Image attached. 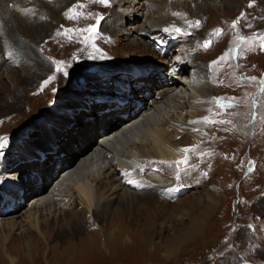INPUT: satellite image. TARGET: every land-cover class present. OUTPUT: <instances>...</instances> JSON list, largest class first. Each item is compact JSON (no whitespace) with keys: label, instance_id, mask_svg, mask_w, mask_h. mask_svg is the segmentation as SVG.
Instances as JSON below:
<instances>
[{"label":"bare ground","instance_id":"1","mask_svg":"<svg viewBox=\"0 0 264 264\" xmlns=\"http://www.w3.org/2000/svg\"><path fill=\"white\" fill-rule=\"evenodd\" d=\"M230 1L240 2L235 5L236 15L243 13L241 19L246 21H250V16H247L249 5L260 16L261 12L258 11V8H264V0H220L219 5L213 4L211 0H118L115 10H108L105 14V21L100 22L102 19L99 20L98 31H101L99 28H104L107 31L104 33H108L111 40V44L107 48L100 45L96 46L101 52L107 51L111 57L118 59L119 63L127 65L130 62L137 65V63L152 61L153 57L161 56L162 60L159 59V62L162 67L155 73L146 74L143 73L144 71H139V67L134 66L126 69L125 66L118 64L114 68L110 66L109 69L102 70V73L95 77L94 83L113 87V90L108 92L112 96L111 99L127 100V102L119 105L114 100H97L99 103L92 106H87L85 103L84 109L89 111L82 110L80 113L83 115H78L80 118L77 120L73 116L70 118L71 120L69 119V123L74 122L75 128L79 127L75 133L76 137L72 140V145L67 148V154L63 153V157L59 155L57 160L51 162L52 167H48V165L46 168H40L41 177L39 181L30 186V194L43 190H46V193L48 191V193L44 196L39 195L40 198H36L38 199L37 202L31 206V210L29 209L30 211L26 212V216L19 222L12 219L8 221L5 227L0 224V242L7 264L19 263L20 250L26 251V255L23 254L24 258L31 261L33 259L31 252L35 248L32 239L33 233L42 242L51 241L53 229L50 227H54L53 224L58 230L57 238L66 243L69 235L78 236L80 227L88 226L89 222H93L101 230L100 236L104 237V242L107 240L106 245L101 244V249L107 252L106 255L110 259L113 258V254L107 247L109 246L108 239H111L112 242L115 239L120 240L123 246L129 247L147 245L150 248L149 252L152 253L151 250H153L155 253L158 250H155L153 245L149 243L152 231L155 230L157 231L159 246L164 249L165 253L160 256L163 259H168L176 255L182 244L200 234L207 216L218 208L220 198L218 187L214 182H209L201 188L200 192L179 198L175 190V179L169 183V181H163L159 176L163 174L160 171L165 170L163 167L177 166L176 161L184 159L186 154L181 149L185 148V145L197 146L200 144L199 134H196L197 130L195 131L196 124L200 121H196L195 118L198 115H203L204 112V107L202 108L200 102L212 94L208 87L207 93L201 89L202 83H199L198 78L203 70L212 71L209 67L210 64L206 68L198 66L197 72H194L190 78L193 85H191V93L186 101L178 107L175 104L169 106L172 100H177L180 97L176 94L177 89H179L178 82L169 81V72L184 74L187 65L191 66L192 61L193 64L196 63L194 58L200 51L198 47L194 48L199 28L190 26L188 23L191 19V24L198 21L195 20L197 16L191 17L185 11L179 15H173L178 12L173 6L176 3L178 6H185L186 8V5H194L198 15H208L210 12L216 15L217 11L229 7ZM78 4L79 7L76 9ZM70 8L73 11L68 15L77 17L72 19L75 22H78L81 16L85 20L101 16L96 9L95 0H0V99L3 102H12L11 105L14 109L21 102L22 89L31 85L32 80L43 71L45 63L40 60L42 57H40L39 50L41 53L43 50L47 55L52 48L59 46L57 42L63 41L62 36L56 35L58 33L56 28H60L58 22L63 19V15L59 14V16L58 13L62 12L65 15ZM41 17H45L44 22H42ZM122 22L132 25L130 30H125ZM93 24L95 25L96 21ZM170 26L181 28L182 33L185 34H178L172 30L166 31ZM62 30H60L61 34L64 31ZM78 33L81 44H76L75 53L77 52V56L82 55L83 60H88L89 53L94 50L91 44L86 47L82 43L83 34L82 32ZM188 34H193V37ZM176 41L180 42L175 48L176 55L165 61L164 57ZM197 45L199 46L198 43ZM12 51H15V55ZM162 51L165 52L161 53ZM98 57L96 54L92 58L96 60L97 64H99ZM253 58L248 56L244 63L249 65L253 61L262 60L259 56ZM30 59H34L36 62L29 61ZM25 61H27V65L24 69H20L18 72L13 71L16 67L21 68ZM5 66L7 67L4 69ZM215 69L219 70L218 67ZM22 71L26 75H20L15 79L14 73L20 72L22 74ZM171 77L173 79L178 78L175 75ZM181 79L179 77V80ZM7 81L14 83L12 89ZM219 81L221 80L219 79ZM95 87L99 88L97 84ZM155 87L158 88L159 93L155 100L150 103L151 106L146 99L152 95ZM168 93L173 94L168 95ZM204 93L206 95L202 97L201 94L204 95ZM137 94H141L142 97L138 99ZM158 98L161 100L158 101ZM158 102L161 103L160 106L157 105ZM174 102L176 103V101ZM104 108L111 110L102 114H95ZM217 110L213 108V111ZM138 111L139 117L134 118L131 125L125 129H114L110 133L111 140L108 138L103 146L96 149L90 147L99 130L107 131L116 125V123L113 124V121L121 122L132 117ZM183 113L186 115L183 116ZM163 115H166V120L163 119L160 124L154 125L153 123L156 120L159 121ZM88 117L92 119L86 121ZM66 127L69 128L67 125ZM140 128L144 129L142 136V132L138 133ZM122 140L129 144L134 142L128 145L125 151L122 149L123 153L118 147ZM210 150L212 148L208 149V151ZM51 152L56 153L55 145ZM114 153H116V157H113V162L107 161V165L104 161ZM46 154L42 150V154L37 152L38 156H34L36 158L23 160V162L20 161L16 164L25 165L30 162H38ZM1 158L3 155L0 157V162ZM95 161L96 163L100 162L103 166L100 165L99 167L101 173L92 175L90 166ZM183 165H186L187 168L189 166L186 163L179 165L178 168ZM54 168H56V173ZM141 169L147 170L148 178L142 176L143 171ZM44 171L46 173L42 175L41 173ZM18 176L20 174L17 172L1 173L0 171V197L2 199L0 202L4 206L7 205L6 199L12 196L16 190V185L19 182ZM72 176L75 177V180L71 179ZM89 177L91 178L90 181L85 180ZM25 179L26 176L22 178V180ZM70 179L74 182L72 186L67 182ZM27 197L25 196V198ZM66 213H72V216L70 215L68 218ZM59 217L61 219H58ZM108 217L110 220H118L122 226L125 223L126 228H131L130 236H124L122 229L115 231L106 227L105 229L100 228L99 219L105 220ZM186 220L188 221L187 227H185ZM180 228L183 229L182 233L174 235L169 242L162 244V237L165 232L169 231L174 234ZM123 229L125 230V228ZM14 231H19L18 235L22 240L19 249H17L19 256L13 255L11 251L4 248L5 243H9L12 239ZM93 238L94 236L91 240ZM69 252L67 248L63 254L54 257V259L69 261L75 254L74 251L70 254ZM47 253H49V248ZM50 263V260L47 259L46 264Z\"/></svg>","mask_w":264,"mask_h":264},{"label":"rangeland","instance_id":"2","mask_svg":"<svg viewBox=\"0 0 264 264\" xmlns=\"http://www.w3.org/2000/svg\"><path fill=\"white\" fill-rule=\"evenodd\" d=\"M117 1L110 0V6L107 7L95 2L96 9L103 16L100 22H103L106 18L105 14H107L108 10H115ZM211 1L215 5L220 4V0ZM237 3L239 4L240 2ZM237 3L230 1L229 7H226L225 10L221 9L217 11L216 15L211 12L208 15H198L195 12L196 8L194 5H186L187 8L185 6H178V3L175 6L172 5L178 11V14L185 11L191 17L197 16L195 20L199 21V26L194 27L199 28V31H197L194 48L198 47L200 51L197 55L195 54L197 57L195 56L194 62L196 63L193 64L192 61L191 66L187 65L184 74L179 72L178 74L171 73L168 75L169 81L178 82L179 89H177V96H183L179 97L180 101L179 99L172 100L169 106L175 104L178 107L186 101L188 95L191 93V85H193L190 82V78L194 72H197L198 66L206 68L207 65H211L212 71L203 70L198 78L199 83H202L201 89L207 93L206 89L210 88L209 92L212 94L200 102L202 108L204 107V112L203 115H198L195 118L196 121H200L199 123L197 122L198 124L195 123V131L197 130L196 134H199L200 144L197 146H191L190 144L184 146L185 148L192 149L187 153V165L190 167L188 166L187 168L185 167L186 165L180 168L176 165L166 166L163 167L165 170L160 171L163 174L159 176L163 181H169V183L172 179H175V190L179 198H185L193 193L200 192L201 188L209 182H214L216 187H218L220 193L218 208L207 216L200 234L182 244L176 255L168 259H163L160 256L165 253L164 249L159 246L157 231L155 230L152 231L149 239V243L153 245L155 250L159 251H155V253L153 250L150 253V248L147 245L144 247L142 245L129 247L127 245L123 246L120 240L115 239L112 242L111 239H108L109 246L107 247L113 254V258L110 259L106 255L107 252L101 249V244L106 245L107 240L104 242V237L100 236L101 230L93 222H89V227L87 225V227H80L78 236L69 235L66 243L57 238L58 230L56 225L53 224L54 227H50L52 225L49 226L53 229L51 233L53 236L52 240L42 242L33 233L32 239L34 240L35 248L31 252L32 262L24 258L26 251L20 250V261L18 264H46L47 259L50 260V264H264V93L259 92V79L264 73V48H261L260 44L261 38H264V8H258V11L260 10L261 12V17L250 6L248 8L249 14L247 15L250 16V21H246L241 19V14L236 15L235 5ZM180 4H182L181 1ZM78 7L79 4L75 8L77 9ZM243 8L245 9V7ZM59 14L63 15V19L58 22V25L62 28H56L58 32H56V35L62 36L61 39L63 41L57 42L59 46L52 48L47 55L43 50L42 53L39 50L40 57H42L40 60L45 63L42 73L32 80L33 83L31 85L22 89V99L16 109L12 107V102H3L0 99V137H6L7 140L6 146L0 150V157L3 155L0 167L4 166L0 171L1 173L17 172L20 174L17 177L19 182L16 185V190L5 201L7 205L4 206L0 202V224L4 227L12 219L19 222L26 216V212L31 210V206L37 202L38 199L36 198H40V196L48 193V191L46 193V190H43L30 194V186L39 181L41 177L39 173L40 168H46L48 165V167H52L51 162L57 160L59 155L63 157V153L67 154V148L69 145H72V140L76 137L75 133L79 127L75 128L74 122L69 123L70 118L73 116L77 120L78 115L82 116L83 114L80 112L86 110L84 109L85 103L87 106H92L99 103L97 99H111L112 96L108 92L112 91L113 87L94 83L95 77L100 75L102 70L109 69L110 66L114 68L118 64L119 66H125L124 68L126 69L134 66L139 67V71H144L143 73L146 74L155 73L162 67L159 62V59L162 58L161 56L153 57L152 61L137 63V65L131 62L127 65L119 63L118 59L111 57L107 51L98 53L99 57L97 61L99 64L92 58L83 60L82 55L77 56V52L75 53L76 44H81L79 42L81 39L78 31H72V33L66 30L85 29L89 25H94L93 23L97 21L98 17L95 16L85 20L81 16L78 22H75L66 17L62 12H59ZM44 18H42V22H44ZM237 18H240L239 22L233 27V21H236ZM190 21L192 22V19L188 21L191 24ZM121 24L125 30H130L132 26L124 22ZM217 28L221 29V33L218 36L214 34ZM99 29H101L99 32L101 34L93 36L89 44L94 42L96 46L100 45L107 48L111 44L109 35L108 33H104L107 32L104 28ZM60 30L63 31L62 34ZM82 34L83 38L90 35L88 32H82ZM189 36L193 37V34ZM240 36L251 39L246 40L243 44L239 41ZM205 41H211L210 46L207 48L203 46ZM178 42L176 41L172 45V48L164 57L165 61L169 57L173 58L176 55L175 48L180 44ZM82 43L85 44L83 40ZM13 53L15 55V51ZM101 54H105L108 58H101ZM225 54H227L226 58L220 60L219 58L225 56ZM231 55L237 58L233 59ZM248 56L250 58L259 56L262 60L253 61L254 63L252 62L248 65L244 63ZM31 60L36 62L34 59H30L29 61ZM54 61L64 62L63 72L56 71ZM213 61H218V63L213 64ZM218 64L220 66H217ZM26 65L27 61L21 65V68L13 67V71L18 72L20 69H24ZM6 67L3 68L5 69ZM216 67L219 70H216ZM19 73H14L15 79L20 75H26L23 71L22 74ZM64 73L67 74L65 75ZM174 75L178 77H174L177 80L171 77ZM49 76H54L55 79L41 90L42 81L46 80ZM179 77L182 79L179 80ZM249 77H256L257 79L250 81L247 79ZM7 82L12 89L14 83ZM95 84L99 88H96ZM252 92L257 95L259 104L256 108L258 112L255 113V118H253V113L250 111L252 108V98L254 99L255 97ZM158 93V88L155 87L152 95L146 99L148 104L155 100ZM205 93L204 95L201 94V96L205 97ZM172 94L168 93V95ZM137 95L138 99L142 97L141 94ZM214 98H231L234 103L233 105H229L225 111L222 110L224 111L222 113ZM160 100L158 98V101ZM114 101L119 104L116 100ZM119 101L123 102L126 100ZM174 101L179 104L177 105ZM160 104L158 102L157 105L160 106ZM213 108L218 110L213 111ZM110 110L109 108H104L99 110V112H95V114H102ZM139 111L121 122L113 121V124L116 123V125L107 130L108 132L99 130L90 147L96 149L103 146L108 141V138L111 140L110 133L114 129L127 128L132 124L134 118L139 117ZM185 115L186 113H183V116ZM122 116L125 117L126 115ZM205 118H207V121ZM89 119L92 118L88 117L86 121ZM163 119L166 120V115H163L159 121L156 120L153 124H160ZM140 129L138 133L142 132V136L144 135V129ZM121 142L123 140L120 141L118 147L124 151L128 145L134 143ZM54 145L56 153L51 152ZM210 148L212 150L208 151ZM42 150L47 154L41 158L39 157L41 160L39 159L38 162H30L25 165L16 164L20 161L23 162V160L36 158L34 156H38L37 152H41L42 154ZM123 150L121 153L124 152ZM115 154L110 155L104 162H113V157H116ZM100 165L101 163H96V161L93 165L91 164L90 173L92 175L101 173ZM249 168L252 170L249 171ZM54 171L56 173V168H54ZM45 173L44 171L41 174L45 175ZM25 176L26 179L22 180ZM142 176L148 178L146 169L143 171ZM71 179L75 180V177L72 176ZM71 179L67 181L70 186L74 184ZM85 180L90 181L91 178L89 177V179L86 178ZM25 196L28 197L25 198ZM2 207H5V209H2ZM71 214L66 213L68 218ZM58 219L61 218L59 217ZM99 221L101 226L99 227L102 229H105V227L115 231L122 229L124 236H130V233H132L131 228H126L125 223L122 226L118 220H110L108 217V219H99ZM187 225L188 221L186 220L185 227ZM14 232L12 235L13 241L10 239L9 243L6 242L4 248L11 251L13 255L19 256L17 249H19L22 240L18 235L19 231ZM182 232V228L176 230L174 234L169 231L165 232L162 237V244L169 242L174 235ZM93 236L94 238L91 240ZM14 248L16 249L13 250ZM48 248L49 253H47ZM67 248L70 251L69 254L72 251L75 252V256L73 255L71 260L58 261L54 259V257L63 254ZM1 249L0 242V264H7L3 249Z\"/></svg>","mask_w":264,"mask_h":264},{"label":"snow or ice","instance_id":"3","mask_svg":"<svg viewBox=\"0 0 264 264\" xmlns=\"http://www.w3.org/2000/svg\"><path fill=\"white\" fill-rule=\"evenodd\" d=\"M95 2L98 3V4H100V5H103L105 7L110 6V0H95ZM249 6H251V5H249ZM81 7H82V5H81ZM72 11H73L72 8L68 9V12L65 13V16L68 17L69 19H75V18H77V17L69 16L68 15V13H71ZM89 15H91V14H89ZM173 15H179V14L174 13ZM241 15L243 16V13ZM102 18H103L102 15L99 16L98 19H97V21H96V24L95 25H89L85 29H79V30L67 29L66 31L67 32H72V31L88 32L90 35L83 38V42L85 43V46L87 47L88 44H89V41L93 38V36H99L98 24H99V20L102 19ZM239 19L240 18H237L236 21H233V24H232L233 27L236 26V24L239 22ZM190 26H199V21L194 22V24H190ZM167 30H172V31H174V32H176L178 34H185V33H182V29L181 28L175 27V26H170V28L169 29H166V31ZM220 33H221V29L217 28L215 30V33L214 34L218 36ZM248 39H251V38L244 37V36H240L239 37V41L241 43L245 42ZM210 44H211V41H205L204 44H203V46L205 48H207V47L210 46ZM260 44H261V47L264 48V38H261ZM91 47L93 48L94 51L89 53V59L93 58L94 55H96L98 53H101V50L98 47H96V44L94 42L91 44ZM226 55L227 54H225V56L220 57L219 59L220 60L225 59L226 58ZM101 58H108V57L105 54H101ZM54 63L56 64V71L57 72H63L64 71V62L63 61H58V62L54 61ZM212 63L215 64V63H218V61H213ZM209 67H211V65ZM64 74L66 75L67 73H64ZM53 79H55L54 76H49L46 80L42 81L41 90H43L44 87H46L49 83H51V81ZM247 79H249L250 81H254L257 78L256 77H249ZM259 92L264 93V79H262L260 81ZM214 99H215V102L218 105H220L221 107H223V104L221 103V99L220 98H214ZM253 106H255V102H254ZM255 115L256 114L253 113V118H255ZM205 119L207 120V118H205ZM192 123H195V122L192 121ZM6 142H7L6 137H0V149L4 148L6 146ZM191 150L192 149L187 148V147L181 149V151H183L186 155H185V157H184L183 160L176 161L177 166L187 163V159H188L187 158V153L189 151H191ZM251 170L252 169L249 168V171H251ZM141 171H143V169H141Z\"/></svg>","mask_w":264,"mask_h":264}]
</instances>
